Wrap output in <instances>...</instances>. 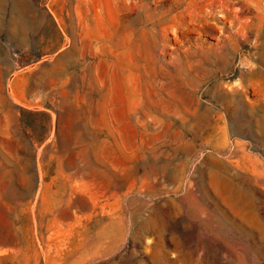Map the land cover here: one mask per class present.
Segmentation results:
<instances>
[{
	"label": "rangeland",
	"instance_id": "obj_1",
	"mask_svg": "<svg viewBox=\"0 0 264 264\" xmlns=\"http://www.w3.org/2000/svg\"><path fill=\"white\" fill-rule=\"evenodd\" d=\"M251 173L264 0H0V264H264Z\"/></svg>",
	"mask_w": 264,
	"mask_h": 264
},
{
	"label": "crops",
	"instance_id": "obj_2",
	"mask_svg": "<svg viewBox=\"0 0 264 264\" xmlns=\"http://www.w3.org/2000/svg\"><path fill=\"white\" fill-rule=\"evenodd\" d=\"M254 174V173H253ZM252 173L251 175H242L243 178H246L252 185H254V189H257L256 187H258L260 190H264V185L261 182V179H259L258 177L254 176ZM191 193L190 190H188V192L185 194V196L183 197V199L188 198V195ZM226 204V203H225ZM188 205H179L178 206V211L180 213V215H185V218H187L190 221H203L205 219H211L214 218L213 215V211L211 210L210 206H205V205H201L200 207H198L195 210H189L188 209ZM227 208L228 210L235 216L238 213L237 210H235L231 205L227 204ZM219 219V217H217ZM262 220L259 222L260 224H250L248 222H244V226L249 229L252 230V232L254 233H261L264 231V211L262 212L261 215ZM230 232H232V235L235 237L236 236V232H234L233 230H231L230 228H228ZM225 231V226L222 225L220 226V237H222L223 232ZM240 241V240H239ZM238 239L235 242H239ZM224 243V240H217V243Z\"/></svg>",
	"mask_w": 264,
	"mask_h": 264
}]
</instances>
